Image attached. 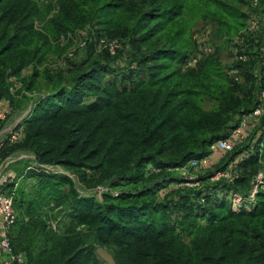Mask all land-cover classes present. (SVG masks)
<instances>
[{"label": "trees", "instance_id": "1", "mask_svg": "<svg viewBox=\"0 0 264 264\" xmlns=\"http://www.w3.org/2000/svg\"><path fill=\"white\" fill-rule=\"evenodd\" d=\"M164 1L151 0L158 4L120 22L118 27L128 29L140 47L177 20L181 26L172 46L147 48L146 58L139 61L142 66L153 63L147 78L131 77L130 86L118 87L104 82L107 65L100 60L80 65L72 78L43 63L60 49L61 39L91 23L111 27L117 12L134 10L129 0H56L54 12L36 0H0V101L16 105L13 79L30 89L43 77L51 87V93L35 100L22 123L24 136L14 147L33 152L39 166H62L91 187H109L99 197L83 195L71 175L43 167L24 169L26 178L35 179L31 184L6 181L7 192L0 187V193L13 196L17 218L10 236L25 264H104L97 249L105 247L117 264H264V188L252 198L251 184L234 208L241 180L238 166L256 155L252 146L238 153L235 144L227 152L236 153L232 160L200 181L179 171L190 160L209 155L212 145L228 138L243 117L264 106L259 98L264 79L263 4L258 0L259 28L250 30V16L238 6L244 0H166L163 6ZM186 16L190 21L211 18L225 26L228 35L236 33L242 40L234 42L237 65L252 66L247 87L234 88L230 80L242 79L240 68H234L235 74L227 72L214 56L186 67L194 52L188 49L190 42L183 41ZM177 60L180 68H172ZM29 66L32 73L22 77ZM206 97L214 101L213 108L201 106ZM258 118L264 132V111ZM0 150L5 156L7 146ZM255 159L261 162L259 156ZM230 166L232 180L212 179ZM172 183L198 194V207L178 219L173 216L175 199L170 193L163 198L159 194ZM213 188L216 191H208ZM224 189L232 194L230 202L208 207L212 195Z\"/></svg>", "mask_w": 264, "mask_h": 264}, {"label": "rangeland", "instance_id": "2", "mask_svg": "<svg viewBox=\"0 0 264 264\" xmlns=\"http://www.w3.org/2000/svg\"><path fill=\"white\" fill-rule=\"evenodd\" d=\"M36 1L40 7H50L51 12H54L55 8H57V5H55L56 0ZM129 1L131 2L129 7H133L134 10L127 8L124 11L117 12L115 21L111 27H106L105 24L93 22L89 26L80 30L78 34L72 35L71 38L61 39L62 41L60 44V49H57L55 52H51L49 55H47L43 66H47L52 72L62 70L67 78H72L76 74L80 65L83 64L86 67L88 62L91 60H100L101 63L107 65L106 71L103 75V80L105 83H115L118 87H122L130 86L131 77L147 78L149 74L148 66H152L153 63H144L145 65L142 66L139 61L146 58L147 55L145 52L149 46H172V36H174L175 33L180 29L181 22L180 20H177L174 24L170 25L169 29L158 33L148 41L142 42L140 47L138 44L139 42L136 40V38H133L128 29L118 26L121 21H124V18L135 16V11L149 10L151 7L158 4V2L152 4L151 0ZM169 1L165 0L162 5H166L169 3ZM186 1L187 3L190 2L191 4L196 2V0ZM260 1L264 7V0ZM238 6L246 13V15L250 16L247 23V29H249L253 18L261 16L258 11L259 7L256 4V0H244V3ZM224 18H226L228 22L236 24L235 21H233L232 16H225ZM246 19L247 18L243 19V22H246ZM185 21L189 22V24L187 23V30L183 36V41L190 42L188 49L198 53L202 62H204L208 57L214 56L225 67L227 72L231 71L232 73L234 68H237L236 66H238L235 60L237 49L234 46V42H238V44L242 43V40H240L238 36H235L236 33L233 31V34L228 35L226 33V27H222L211 18L200 17L194 21H190V19L186 16ZM138 38L140 37L138 36ZM231 38H233V40H231ZM133 39L136 40V44L131 42ZM87 40V45H81L82 42H86ZM114 40H118L119 46L114 54L111 52L108 53L105 51V49H108L106 48L105 44H108L109 46ZM205 48H212L213 52L205 51ZM178 62H180V60L172 62V68H180ZM133 67L137 69H130ZM251 67L238 66V68H240L242 79L238 83L230 80V83L234 88L242 90L243 87H247V83L251 79ZM262 68L264 69V67ZM32 70L33 68L31 66L26 68L22 73V77H29L32 73ZM13 92L16 99V105L14 107L11 105V113L4 120L0 121V148L7 146V153L5 156H3L1 153V151L4 152V150H0V187L5 192H7L3 185L8 180H13L16 183V186L23 180H25L28 184H31L35 179L33 176L26 178L24 169L28 170L29 168L33 167H43L53 172H64L71 175L76 181L78 190L83 195H95L99 197L103 190H108L109 187L104 185H98L95 188L91 187L87 182L77 179L74 174L70 173L62 166H39L35 161V155L33 152L14 147V141L10 140L11 132L16 128H22V135L18 140L23 138L24 128L22 123L32 113L35 106V100L51 93V87L47 84V81L43 77L36 79L30 86V89L27 88V85H25L21 80L13 79ZM245 99L248 103V96H245ZM3 102L8 103V99H3ZM214 104V101H211L206 97L201 106L204 109H211L214 107ZM244 118L245 117H243V120ZM242 122L243 121L241 120V123ZM261 125H263V123L260 118L253 120L249 125V129L244 132L245 137L241 139V142L235 140L237 145L236 150H240L238 153L246 149L247 146H252L253 151L256 154L251 159H245L238 166L241 174V180L236 184L235 191L237 196H240V194L245 195L250 189L251 184L254 186L256 183V177L259 174L264 175V139L261 138L264 132L260 127ZM236 129L230 131V136L228 138L233 135ZM234 154L236 153H227L211 149L209 155L200 159L203 160L202 164L198 168L191 170L193 178L198 177L200 181V177L212 174V172H215L216 169L222 167L223 165H227V163H229L234 157ZM244 155L245 154H242L235 159L234 166L244 158ZM258 156L261 158V162H258L257 159H255ZM231 168L232 166L227 168V170L230 171ZM225 179L232 180L231 178ZM187 186L190 187L193 185L188 184ZM180 187L183 188L184 186L182 187V185L180 186L178 183H172L167 188H162L159 192L160 198H163L167 195V193H170L168 197L170 199H175V202H172V209L173 216L177 219L190 207H198L199 205L197 200L198 194L196 192H192L193 190H188L185 187L184 189H181ZM178 188H180V190H178ZM172 190H175L176 193L179 191L180 196L171 193ZM213 190L215 189L213 188L212 190L208 191ZM212 196L213 197L209 201L208 207L220 204L221 202L228 203L232 198V194H228L226 189L218 190V192H215ZM202 222H205V219H202ZM55 223L56 222H53L54 225H56ZM102 249L109 251L106 247ZM1 258L2 255L0 253V264ZM103 262L104 264H107L104 260Z\"/></svg>", "mask_w": 264, "mask_h": 264}, {"label": "built area", "instance_id": "3", "mask_svg": "<svg viewBox=\"0 0 264 264\" xmlns=\"http://www.w3.org/2000/svg\"><path fill=\"white\" fill-rule=\"evenodd\" d=\"M256 4L258 5V0H256ZM259 28V20L258 17H254L252 24L250 26V30H257ZM103 41V40H102ZM118 40H114L113 42L106 45V48L109 49L111 53H115L117 50L119 44ZM86 42H82L81 45H85ZM205 51L213 52L212 48H205ZM200 61V55L196 52H193L190 54V57L187 61L186 67H194L198 64ZM234 74L237 73L236 71L233 72ZM238 79V78H236ZM260 100L264 101V79L262 80V87L260 89ZM10 101L8 100V103H4L3 100L0 101V121L4 120L12 111L11 104H9ZM264 111V106L261 104L258 106L252 113L245 116L243 122L241 125L236 129L233 133V135L230 138L221 139L218 140L216 143H214L211 147L212 150H219L222 152H229L233 150L236 142L235 140L241 142V139L245 137L244 132L249 129V125L253 120H256L258 117L262 115ZM22 135V128H16L14 131L10 134V140L11 141H17L21 138ZM235 138V139H234ZM203 160H197L193 159L190 160L185 166L181 167L179 169L181 175L187 179H192L193 176L191 174L192 169L198 168L202 164ZM231 167V166H230ZM229 167V168H230ZM232 168L229 170H221L217 171L213 176V180H217L221 177L224 178H233L232 177ZM255 184L253 186V190L251 192V197L253 198L255 194L257 193L259 188H264V175L259 174L256 177ZM191 185H195V183H187ZM242 199L239 196H236L234 199V208L238 209L239 204H241ZM17 218L16 211L14 209L13 205V196L12 195H6L4 193H0V253L2 255L1 258V264H25L26 258L24 254L17 253L14 249V246L12 244L11 240V229L13 225L15 224Z\"/></svg>", "mask_w": 264, "mask_h": 264}, {"label": "water", "instance_id": "4", "mask_svg": "<svg viewBox=\"0 0 264 264\" xmlns=\"http://www.w3.org/2000/svg\"><path fill=\"white\" fill-rule=\"evenodd\" d=\"M97 253L107 264H117L114 256L109 251L98 248Z\"/></svg>", "mask_w": 264, "mask_h": 264}]
</instances>
